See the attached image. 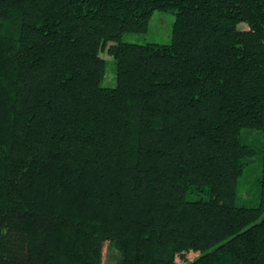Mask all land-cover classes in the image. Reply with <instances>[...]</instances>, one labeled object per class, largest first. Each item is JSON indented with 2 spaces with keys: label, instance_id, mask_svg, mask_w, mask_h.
Returning a JSON list of instances; mask_svg holds the SVG:
<instances>
[{
  "label": "trees",
  "instance_id": "1",
  "mask_svg": "<svg viewBox=\"0 0 264 264\" xmlns=\"http://www.w3.org/2000/svg\"><path fill=\"white\" fill-rule=\"evenodd\" d=\"M155 11L169 44L121 41ZM105 244L111 264H264V0H0V264H103Z\"/></svg>",
  "mask_w": 264,
  "mask_h": 264
},
{
  "label": "rangeland",
  "instance_id": "2",
  "mask_svg": "<svg viewBox=\"0 0 264 264\" xmlns=\"http://www.w3.org/2000/svg\"><path fill=\"white\" fill-rule=\"evenodd\" d=\"M175 22V14L172 12L155 11L150 19L148 30L144 34L125 33L121 41L129 44H169L171 42L172 26ZM101 56L106 61V74L101 83L102 87L114 88L116 86V71L112 57L106 53ZM243 138L246 137L258 149L262 148L263 136L261 132L242 130ZM262 155L258 154L249 161L248 166L244 169L243 175L239 179L237 192V205L246 207H257L260 202V185L259 179L262 170ZM187 260L191 261L198 256V253H191ZM108 244H105L103 250V264L107 262ZM182 259L178 264H184Z\"/></svg>",
  "mask_w": 264,
  "mask_h": 264
}]
</instances>
